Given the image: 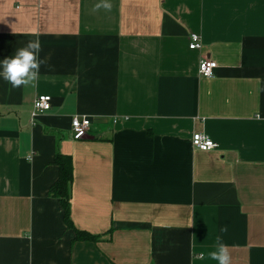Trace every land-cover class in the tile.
<instances>
[{
    "label": "crops",
    "instance_id": "1",
    "mask_svg": "<svg viewBox=\"0 0 264 264\" xmlns=\"http://www.w3.org/2000/svg\"><path fill=\"white\" fill-rule=\"evenodd\" d=\"M101 2L0 0V60L39 38L43 61L28 85L0 79V264H217L218 237L231 264H264V0ZM76 115L94 127L80 140ZM57 154L97 242L49 195Z\"/></svg>",
    "mask_w": 264,
    "mask_h": 264
},
{
    "label": "clouds",
    "instance_id": "2",
    "mask_svg": "<svg viewBox=\"0 0 264 264\" xmlns=\"http://www.w3.org/2000/svg\"><path fill=\"white\" fill-rule=\"evenodd\" d=\"M108 0H102L95 9L111 10ZM41 44L39 38L29 41L23 48L17 49L14 55L0 60V79L7 81L13 88L34 82L40 72L43 61L40 58ZM217 264H231L228 246L217 238L216 250L209 253Z\"/></svg>",
    "mask_w": 264,
    "mask_h": 264
},
{
    "label": "built area",
    "instance_id": "3",
    "mask_svg": "<svg viewBox=\"0 0 264 264\" xmlns=\"http://www.w3.org/2000/svg\"><path fill=\"white\" fill-rule=\"evenodd\" d=\"M189 48L199 50L202 48L201 36L193 33ZM218 64L216 61L203 58L199 64V75L203 77H214ZM52 109V97L50 95H39L34 103L31 111V119L34 122L39 116L47 113ZM93 124L89 116L76 115L72 119V132L75 140H80L88 136L93 131ZM192 144L199 150L211 151L218 147L216 141L207 133L196 132L192 136Z\"/></svg>",
    "mask_w": 264,
    "mask_h": 264
},
{
    "label": "trees",
    "instance_id": "4",
    "mask_svg": "<svg viewBox=\"0 0 264 264\" xmlns=\"http://www.w3.org/2000/svg\"><path fill=\"white\" fill-rule=\"evenodd\" d=\"M53 163L59 169L57 180L51 185L49 195L60 200L63 209L65 224L75 231L74 241L97 242L99 235L76 227L71 216V198L73 185V162L72 158L66 154H57Z\"/></svg>",
    "mask_w": 264,
    "mask_h": 264
},
{
    "label": "rangeland",
    "instance_id": "5",
    "mask_svg": "<svg viewBox=\"0 0 264 264\" xmlns=\"http://www.w3.org/2000/svg\"><path fill=\"white\" fill-rule=\"evenodd\" d=\"M93 131H94V128H93Z\"/></svg>",
    "mask_w": 264,
    "mask_h": 264
}]
</instances>
